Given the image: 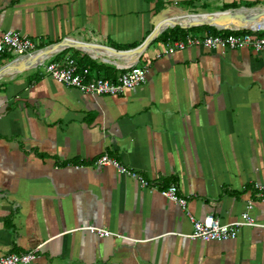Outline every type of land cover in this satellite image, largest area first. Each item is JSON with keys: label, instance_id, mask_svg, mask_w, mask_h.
Listing matches in <instances>:
<instances>
[{"label": "crops", "instance_id": "1", "mask_svg": "<svg viewBox=\"0 0 264 264\" xmlns=\"http://www.w3.org/2000/svg\"><path fill=\"white\" fill-rule=\"evenodd\" d=\"M203 24L256 28L264 0H0V37L16 31L40 49L67 40L57 59L111 79L131 62L147 67L145 84L108 97L58 84L43 66L15 67L22 58L0 62V256L38 249L30 264H264V197L254 189L264 185V54H159L164 33ZM158 25L139 53L105 49H137ZM103 154L156 191L96 167ZM171 184L186 209L158 192ZM249 200L261 227L233 241L188 238L190 216L232 223ZM91 226L125 239L97 237Z\"/></svg>", "mask_w": 264, "mask_h": 264}, {"label": "built area", "instance_id": "2", "mask_svg": "<svg viewBox=\"0 0 264 264\" xmlns=\"http://www.w3.org/2000/svg\"><path fill=\"white\" fill-rule=\"evenodd\" d=\"M216 31L217 34L187 32L183 39H167L163 43V51L159 54L171 55L189 48H202L209 51L216 49L233 51L247 48L257 54H264V24L258 25L256 28H216ZM47 48L49 47L40 49V42L36 39L24 37L16 31H7L0 37V62L6 57L25 59ZM57 55L58 53L36 67L43 66L45 76L54 82L90 96L121 97L126 91L136 89L146 82L147 67L139 65L136 61L134 63L131 62L118 77L111 79L98 78L93 70H81L73 58L57 59ZM94 165L98 168L113 167L120 175L136 181L148 191H156V188L140 173L120 164L108 154L101 155L94 162ZM254 189L258 196L264 197L263 184H255ZM158 192L172 203L177 204L182 209H186V201L178 195V189L175 184H171L166 189L158 190ZM253 209L254 204L249 200L240 218L228 224H221L213 216H207L202 220H196L190 216L193 232L188 238L202 242L233 241L238 237L241 229L261 227L251 216ZM85 230L100 238L115 237L125 239V237L104 228L91 226L86 227ZM37 251L38 249L22 254L0 256V264H30L36 259Z\"/></svg>", "mask_w": 264, "mask_h": 264}, {"label": "trees", "instance_id": "3", "mask_svg": "<svg viewBox=\"0 0 264 264\" xmlns=\"http://www.w3.org/2000/svg\"><path fill=\"white\" fill-rule=\"evenodd\" d=\"M162 8L163 7L159 6L158 10L160 11ZM202 30H207L208 33H211V34H217L216 29L213 27H210V26L193 27V28H190L188 30L181 29L180 27H175V28L167 31L166 33H164L162 37L164 39V42L167 39L179 40V39H183L186 36L187 32H189V33H200ZM78 64H81L80 61H78ZM89 67H90L89 64H86V65L81 64L80 65L81 70L89 69ZM96 75L98 78H107L105 75L98 74V72L96 73Z\"/></svg>", "mask_w": 264, "mask_h": 264}, {"label": "bare ground", "instance_id": "4", "mask_svg": "<svg viewBox=\"0 0 264 264\" xmlns=\"http://www.w3.org/2000/svg\"><path fill=\"white\" fill-rule=\"evenodd\" d=\"M191 21H193V20H191ZM198 22L200 23V21H198ZM202 22H204V21H202ZM189 26H191V25H189ZM227 28H230V27H227ZM63 46L64 45L51 47V48L45 49L42 52H39V53H37L31 57H28L25 59L22 58L23 60L21 59V61L15 62L14 66L17 68H20V69L34 68L35 66L47 61L50 57H52L53 55L58 53L63 48Z\"/></svg>", "mask_w": 264, "mask_h": 264}, {"label": "water", "instance_id": "5", "mask_svg": "<svg viewBox=\"0 0 264 264\" xmlns=\"http://www.w3.org/2000/svg\"><path fill=\"white\" fill-rule=\"evenodd\" d=\"M227 12H241V10H234V11H224V12H219V13H227ZM241 21L242 22H245L247 21V18L243 15L241 16ZM210 26V27H215V28H227V27H219V26H216V25H213V24H203V25H200V26ZM200 26H196V27H200ZM162 32V30L160 31L159 30V25L157 26V28L154 30V32L150 35L149 39L145 42L144 45H142L141 47L137 48V49H133V50H130V51H126V52H115L114 50L112 49H108V48H105L106 50L110 51V52H113V53H118V54H132V53H139L141 52L151 41H153L155 38H157V36ZM69 41L65 40L63 41L62 43L60 44H57V45H53V46H50L49 48L51 47H55V46H59V45H64V44H67ZM91 46V45H90ZM66 48H68V45H65L63 46V48L60 50V51H63L65 50ZM48 49V48H47Z\"/></svg>", "mask_w": 264, "mask_h": 264}, {"label": "rangeland", "instance_id": "6", "mask_svg": "<svg viewBox=\"0 0 264 264\" xmlns=\"http://www.w3.org/2000/svg\"><path fill=\"white\" fill-rule=\"evenodd\" d=\"M206 26V25H205ZM176 27H179V26H176ZM181 29H183V28H181Z\"/></svg>", "mask_w": 264, "mask_h": 264}]
</instances>
